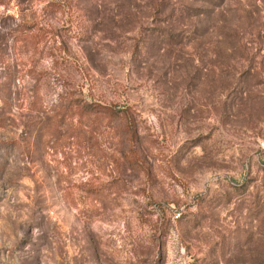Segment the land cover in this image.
<instances>
[{"label": "rangeland", "instance_id": "obj_1", "mask_svg": "<svg viewBox=\"0 0 264 264\" xmlns=\"http://www.w3.org/2000/svg\"><path fill=\"white\" fill-rule=\"evenodd\" d=\"M0 264H264V0H0Z\"/></svg>", "mask_w": 264, "mask_h": 264}, {"label": "trees", "instance_id": "obj_2", "mask_svg": "<svg viewBox=\"0 0 264 264\" xmlns=\"http://www.w3.org/2000/svg\"><path fill=\"white\" fill-rule=\"evenodd\" d=\"M85 113L87 115H90V114L97 115V116L102 115V116H107L110 118L120 117L122 114L124 116L126 115L125 110L113 108V107H110L104 104H99V103H94V104L91 103V104H88L82 107L81 114L85 115ZM128 124H131V122H129ZM130 128H131L130 132L132 134V139L133 140L137 139V137L139 136L138 131L133 126H130ZM98 193L103 194V192H98Z\"/></svg>", "mask_w": 264, "mask_h": 264}]
</instances>
